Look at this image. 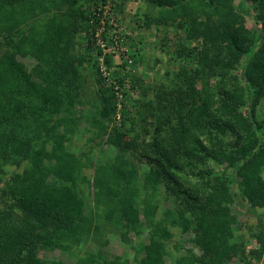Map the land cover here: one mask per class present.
I'll use <instances>...</instances> for the list:
<instances>
[{
  "label": "trees",
  "instance_id": "16d2710c",
  "mask_svg": "<svg viewBox=\"0 0 264 264\" xmlns=\"http://www.w3.org/2000/svg\"><path fill=\"white\" fill-rule=\"evenodd\" d=\"M106 1L0 0V264H264V0H138L141 26L178 40L164 81L136 72L128 36L132 62L99 71ZM80 130L117 153H74Z\"/></svg>",
  "mask_w": 264,
  "mask_h": 264
},
{
  "label": "rangeland",
  "instance_id": "374dc122",
  "mask_svg": "<svg viewBox=\"0 0 264 264\" xmlns=\"http://www.w3.org/2000/svg\"><path fill=\"white\" fill-rule=\"evenodd\" d=\"M137 5H140V1L138 0H129L126 3V12H124L123 14H119L116 11V14L118 15L119 22L120 24L124 27V30H126V32H128V37L131 38V40L133 41L132 46H133V50H131L132 53H136L138 52V54L136 56H134L135 60H141L139 63H136L135 68H136V72H143L144 70H146V78L148 79H155L156 81H164L163 78V72L166 69V67H168V69H172L176 66V64L167 61L168 56L166 55V53H164L162 50L164 51H168L171 52L173 51V49L175 48V44L178 43L177 38L175 37L174 32H172L170 29L167 31H162V30H147L144 29L141 24H140V19H139V15H134L135 14V8ZM235 5H242V3L239 0L235 1ZM244 5V4H243ZM245 6V5H244ZM114 9V5L112 6ZM140 14V13H139ZM245 24L246 27L248 28H253L255 27V23L253 21V18L250 15V12L245 14ZM178 33H180L179 31H177V35ZM164 36H167L168 41L166 43H162L165 47L163 49H160L159 46V41L162 40V38ZM166 38V37H165ZM139 40L140 43H135V41ZM129 41V40H128ZM126 42V40H125ZM156 42V43H155ZM162 42V41H161ZM135 43V44H134ZM82 49V48H81ZM80 49V50H81ZM123 50H126L127 53H125V55H121L120 50L116 52V59L115 62L116 63H121V60L123 59V61H126L125 59L128 57V52H129V48L127 47V45L125 44V46L122 47ZM139 54L140 57H139ZM95 57V52H92L91 54V58ZM98 57V56H97ZM138 60V61H139ZM24 62H26L27 67H29L31 64H33V61L30 59L25 60ZM84 69L83 72L87 75L89 74L91 76V78L93 77L92 74V68L91 66V60H89L88 62H84ZM83 126V124L81 125V127ZM75 138L72 142V148L71 150L76 153L79 154L80 152H84V153H88L90 149V147L92 148L90 150V152L88 153V155H90V157L93 160H104L106 158H111L112 156H114L117 153V150L111 145V144H102L101 140H97V143H91L87 140V137L89 136L88 134H86V131L84 130H80L78 131V133L75 134ZM241 203V202H240ZM231 208L234 210V212L236 214H238L240 212V214H243V211L241 210L239 205H232ZM250 215V212H249ZM254 215V213H253ZM263 217V222H264V216ZM261 217V218H262ZM260 219V217H259ZM242 221H246L245 217L242 216L241 217ZM246 231V230H245ZM237 234H239V232H237ZM188 235H183V238H186ZM181 237V239H182ZM104 238L107 239V243L102 246L103 247V251L107 252L109 255H117V256H121L123 258L126 259H130L132 257L131 255V249L127 247V245L120 243L119 239L116 238L115 236L113 237L112 234H107ZM180 241V239H179ZM171 245V244H170ZM251 245L255 246V244H253V242L251 241ZM189 243L185 242L184 243V247H188ZM84 252L85 251H96L99 250L98 248V243L95 242H90V243H86L84 248L82 249ZM41 257L46 258H50L52 259V257L55 260H64L65 257L63 255L59 256L60 254L57 251H53L52 253L49 252H40L39 254ZM66 263L70 264L69 260H65ZM166 263L167 264H173L172 260L169 258H166ZM237 261H233L232 263L229 262L228 264H236Z\"/></svg>",
  "mask_w": 264,
  "mask_h": 264
},
{
  "label": "built area",
  "instance_id": "2783aa9c",
  "mask_svg": "<svg viewBox=\"0 0 264 264\" xmlns=\"http://www.w3.org/2000/svg\"><path fill=\"white\" fill-rule=\"evenodd\" d=\"M112 6L113 2H111V0H107L105 4L101 5L97 8V10L92 12L97 20V23L93 22L92 24V40L94 41L93 44L95 48H99L102 51V55L98 57V66L99 71L106 77L110 76L109 72L111 69L105 68L103 63V55L112 54L113 60H115L117 50L126 53V50L121 49L119 46H121L120 44L123 43L124 36L128 35V32H126L124 27L120 24V18ZM126 62L130 63L131 59L127 58Z\"/></svg>",
  "mask_w": 264,
  "mask_h": 264
},
{
  "label": "clouds",
  "instance_id": "9594fccd",
  "mask_svg": "<svg viewBox=\"0 0 264 264\" xmlns=\"http://www.w3.org/2000/svg\"><path fill=\"white\" fill-rule=\"evenodd\" d=\"M127 58H129V59H131V57H127ZM127 58L125 59V60H127ZM126 62V61H125ZM131 62H132V59H131ZM116 63V62H115ZM118 64V63H117ZM128 64H130V63H128Z\"/></svg>",
  "mask_w": 264,
  "mask_h": 264
}]
</instances>
